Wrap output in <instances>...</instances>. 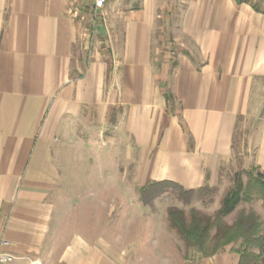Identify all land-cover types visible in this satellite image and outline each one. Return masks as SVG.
I'll use <instances>...</instances> for the list:
<instances>
[{"label": "crops", "instance_id": "obj_1", "mask_svg": "<svg viewBox=\"0 0 264 264\" xmlns=\"http://www.w3.org/2000/svg\"><path fill=\"white\" fill-rule=\"evenodd\" d=\"M133 1L137 6L128 5ZM164 1L170 3L160 12L163 0H112L107 17L119 19L122 31L107 40L109 75L97 52L73 76L77 31L65 0H0V238L8 242L0 248L14 255L9 264H43L55 197L65 170H73L67 144L94 154L101 146L100 135L73 127L99 132L114 105L123 107L115 126L123 130L128 162L109 168L135 170L139 186L170 180L196 189L214 182L231 154L237 117L253 80L264 77V12L246 0ZM162 16L167 22L160 24ZM160 29L171 36L165 42ZM254 163L264 171V124ZM108 244L104 233H74L56 263L121 264ZM237 261L227 245L180 264Z\"/></svg>", "mask_w": 264, "mask_h": 264}, {"label": "rangeland", "instance_id": "obj_2", "mask_svg": "<svg viewBox=\"0 0 264 264\" xmlns=\"http://www.w3.org/2000/svg\"><path fill=\"white\" fill-rule=\"evenodd\" d=\"M111 1L108 0L104 8L95 13L91 6L92 0H65L67 14L72 17L77 31L73 53V76L83 72L97 52L103 55L109 75L112 58L107 40L112 37V33L121 34L122 31L119 19L107 17ZM246 1L264 12V0ZM180 2L184 4V0ZM169 3L163 0V6L158 8L159 11L162 12ZM137 4L133 1L128 5ZM171 10L173 13L175 9ZM163 21L167 22L162 16L159 23ZM157 34L162 42L171 37L167 32L164 34L161 29ZM173 47L170 51L177 53V48ZM107 89L108 82L105 84V90ZM163 91L168 94L165 100L170 102L169 106L176 108L175 101L165 86ZM121 112L123 107L118 105L111 107L107 113L105 126L101 127L99 132L96 130L85 132V127L81 125L73 127L74 132L100 135L101 146L94 154L93 149L90 152L83 150L76 142L67 144L65 155L71 159L73 170H65L63 185L55 197L54 219L44 247L43 264H57L60 250L74 233L93 237L98 233H104L109 243L107 248L114 253L111 256L121 264H180L184 260L196 262L198 257H201L200 254L193 248H187L170 228L166 217L167 209L176 207L188 214L189 210L194 208L203 214L213 215L220 207L222 197L232 186L234 174L240 172L243 182H246V171H257L254 152L256 136L264 124V77L253 80L248 106L237 117L231 154L221 161L214 182L205 183L206 189L189 197L188 201L181 199L175 189L168 188L151 204L145 205L140 201L139 188L142 186H139L134 178L135 170L109 168L113 163L123 167L128 162L127 144L122 141L123 130L115 126ZM99 166L106 169L92 170ZM250 212L264 222V203L261 198L239 203L224 220L231 224L239 215H247ZM1 223L0 218V226ZM152 247L157 249L153 253H146V249ZM229 247L234 251L238 243L230 244ZM118 251L121 253L117 254Z\"/></svg>", "mask_w": 264, "mask_h": 264}, {"label": "trees", "instance_id": "obj_3", "mask_svg": "<svg viewBox=\"0 0 264 264\" xmlns=\"http://www.w3.org/2000/svg\"><path fill=\"white\" fill-rule=\"evenodd\" d=\"M165 98H168V94H165ZM246 175L247 180L243 182L240 172L234 174L232 186L222 197L220 207L213 215L203 214L194 208L188 214L176 207L167 209L170 228L187 248L197 250L202 258L213 256L222 252L225 246L238 243L234 250L238 255L237 264L264 263V222L253 212L239 215L231 224L224 220L241 202L261 198L264 203V171H246ZM206 187L203 185L196 189H185L170 180L149 181L139 188V197L143 204L149 205L165 190L173 188L178 191L181 199L188 201L189 197L202 193Z\"/></svg>", "mask_w": 264, "mask_h": 264}, {"label": "built area", "instance_id": "obj_4", "mask_svg": "<svg viewBox=\"0 0 264 264\" xmlns=\"http://www.w3.org/2000/svg\"><path fill=\"white\" fill-rule=\"evenodd\" d=\"M108 0H92V9L96 13L101 11ZM6 240L1 241V245L6 246ZM14 255L7 250L0 248V264H9L14 259Z\"/></svg>", "mask_w": 264, "mask_h": 264}]
</instances>
